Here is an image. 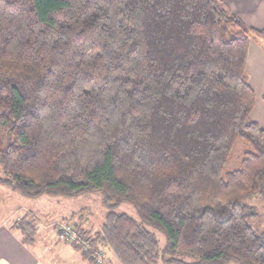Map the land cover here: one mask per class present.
Returning <instances> with one entry per match:
<instances>
[{"label": "trees", "instance_id": "16d2710c", "mask_svg": "<svg viewBox=\"0 0 264 264\" xmlns=\"http://www.w3.org/2000/svg\"><path fill=\"white\" fill-rule=\"evenodd\" d=\"M251 40L264 30L221 0H0V185L98 192L99 230L68 225L91 264L99 246L120 264H264V227L249 224L253 199L264 211ZM29 216L13 224L25 245Z\"/></svg>", "mask_w": 264, "mask_h": 264}, {"label": "rangeland", "instance_id": "374dc122", "mask_svg": "<svg viewBox=\"0 0 264 264\" xmlns=\"http://www.w3.org/2000/svg\"><path fill=\"white\" fill-rule=\"evenodd\" d=\"M245 149H247L245 142L237 140L227 166L223 170V175L239 166L240 155ZM250 204L255 207L256 217L250 220L249 224L252 227L262 230L264 227L263 208L257 199H253ZM116 212L125 213L139 221L138 215L129 203H122L116 209ZM105 214L106 211L101 205V196L98 192L74 199L47 196L39 199H27L15 192L13 193L10 188L0 185V220L9 224L12 222L14 223L15 220L24 215H30L29 217L35 216L36 233H30V235H33L34 241L40 240L47 242L51 237L53 240L56 239V241L60 242V244L68 245V249L74 251L73 243L68 242L64 238H60V228H64V226L71 224L72 227L77 230L75 226H77L78 223H82V230H84V232L91 231V233H94L99 230ZM148 229L154 233L161 248H163L165 245L164 236L151 228ZM79 237V235H75L74 243H80ZM53 240L51 242H53ZM48 248L49 246L42 250V257L46 259L47 264H91L82 260L80 256V254L84 252L82 249L79 250L80 253L75 250L81 258L80 262L77 259L75 260L72 255L68 254H63L60 258L57 253L54 256L52 252L49 253ZM97 249L98 258L95 257L94 263L92 264H120L109 248L99 246ZM92 254L94 257L96 252L94 251Z\"/></svg>", "mask_w": 264, "mask_h": 264}, {"label": "crops", "instance_id": "0c3cea01", "mask_svg": "<svg viewBox=\"0 0 264 264\" xmlns=\"http://www.w3.org/2000/svg\"><path fill=\"white\" fill-rule=\"evenodd\" d=\"M225 6L238 16L246 26L264 30V0H221ZM246 72L250 87L255 93V105L250 118L264 129V43L251 40L249 43ZM6 220V219H5ZM8 222V221H7ZM0 220V264H47L43 249L49 246V253L72 255L81 262L79 254L68 249V245L53 240L47 242L34 241L25 245L21 242V234L13 226ZM46 233V232H45ZM53 240V242H51ZM40 245V246H39ZM73 249V248H72Z\"/></svg>", "mask_w": 264, "mask_h": 264}, {"label": "built area", "instance_id": "2783aa9c", "mask_svg": "<svg viewBox=\"0 0 264 264\" xmlns=\"http://www.w3.org/2000/svg\"><path fill=\"white\" fill-rule=\"evenodd\" d=\"M60 232H61L60 233V236H61L60 238H64L65 240L69 241L70 243H74V241H75V234H73V232L70 230L69 226H64V228H60ZM79 241L81 243V240L80 239H79ZM81 244L82 245H85L84 241ZM94 257H97L98 258L97 252H96V254H94Z\"/></svg>", "mask_w": 264, "mask_h": 264}]
</instances>
